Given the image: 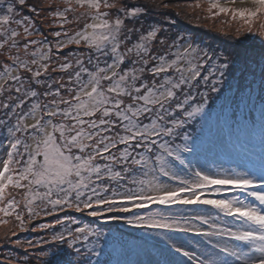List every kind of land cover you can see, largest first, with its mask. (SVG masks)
Listing matches in <instances>:
<instances>
[{
    "label": "snow or ice",
    "instance_id": "1",
    "mask_svg": "<svg viewBox=\"0 0 264 264\" xmlns=\"http://www.w3.org/2000/svg\"><path fill=\"white\" fill-rule=\"evenodd\" d=\"M149 6L0 0V264H264V0Z\"/></svg>",
    "mask_w": 264,
    "mask_h": 264
},
{
    "label": "rangeland",
    "instance_id": "2",
    "mask_svg": "<svg viewBox=\"0 0 264 264\" xmlns=\"http://www.w3.org/2000/svg\"><path fill=\"white\" fill-rule=\"evenodd\" d=\"M151 3H157L161 6L158 9H154L153 7L149 6L150 8V16L149 18H157L151 15L154 11H158L161 13V16L159 18L163 19V17H172L174 20L178 22L180 30H187L190 32H194L197 34L198 39H202L203 42L212 45L213 47L218 48H224L227 47L229 44H232L235 42V28L237 27L236 23L233 22L231 26L227 24H221V20H226L228 18L226 17H217L214 21H205L201 19L199 21V27H196L195 25L198 23L195 19V13L192 12L191 9L187 8V4L192 2V0H145ZM162 4H168L169 7L164 8ZM189 13L190 19H185V16L183 13ZM223 28L224 33L222 34L219 29ZM262 38L259 35L252 36L250 34L241 35L239 37V40L241 44L249 49H253L257 52L260 50V40ZM7 219V218H6ZM49 220L54 219L52 217L47 218ZM45 222L43 220L37 221L36 223H42ZM110 227H118L117 225H110ZM14 228V224L11 220H9L8 224H0V236L3 235L4 232H9L10 235V229ZM18 231V230H17ZM19 237L22 240L26 239H36L37 237L43 235V233L36 231H26L24 233H18ZM14 239V238H13ZM9 248L11 245L8 246ZM4 249H0V254H3ZM133 259H136L137 257L133 255Z\"/></svg>",
    "mask_w": 264,
    "mask_h": 264
},
{
    "label": "trees",
    "instance_id": "3",
    "mask_svg": "<svg viewBox=\"0 0 264 264\" xmlns=\"http://www.w3.org/2000/svg\"><path fill=\"white\" fill-rule=\"evenodd\" d=\"M130 2H133V3H137V4H144V5H146V6H148V5H150L149 4V2H147V1H145V0H130ZM148 12H150V8L148 7ZM184 14V16L185 15H189L190 16V14L187 12H185V13H183ZM202 40V39H201ZM203 41V40H202ZM118 227H120V228H123L124 226L123 225H117Z\"/></svg>",
    "mask_w": 264,
    "mask_h": 264
}]
</instances>
